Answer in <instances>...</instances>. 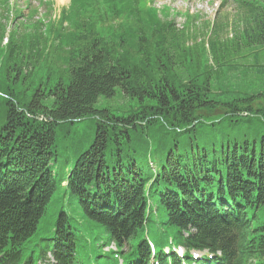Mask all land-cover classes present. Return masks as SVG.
Here are the masks:
<instances>
[{
  "label": "trees",
  "instance_id": "16d2710c",
  "mask_svg": "<svg viewBox=\"0 0 264 264\" xmlns=\"http://www.w3.org/2000/svg\"><path fill=\"white\" fill-rule=\"evenodd\" d=\"M94 1L102 3L92 9L99 17L78 25L81 12L58 25L25 24L23 39L0 27V264H40L49 254L55 264H149L148 235L161 263L172 241L222 251L202 264H264V118L235 122L227 134L196 118L202 105L226 106L198 104L194 88L164 77L166 65L174 69V47L139 59L131 50L137 41L140 50L166 43L171 31L155 27L150 38L134 40L124 31L136 32L125 10L134 0H87ZM241 6L237 43L264 46V0ZM116 20L119 28L110 24ZM117 87L139 100L136 110L97 109ZM87 118L98 120L89 148L68 145L73 134L57 148L60 128L75 132L71 126ZM138 129L143 140L131 143ZM111 243L116 250H102Z\"/></svg>",
  "mask_w": 264,
  "mask_h": 264
},
{
  "label": "rangeland",
  "instance_id": "374dc122",
  "mask_svg": "<svg viewBox=\"0 0 264 264\" xmlns=\"http://www.w3.org/2000/svg\"><path fill=\"white\" fill-rule=\"evenodd\" d=\"M244 1L252 0H134L125 7L130 18L126 19L127 22H136L133 27L136 29L135 34L130 35L127 29L124 30L132 39H140L145 35L150 38L155 27L166 26L171 31L170 39L166 43L158 42L154 46L152 40L153 43L141 46L142 50L138 48L139 41L131 43L134 45L131 50L136 52L137 59L145 52L157 56L161 45L174 47L171 48L175 50L171 65L174 69L169 72L166 65L165 74H169L164 77L170 79V82L176 79L178 81L176 85L194 88L195 97L198 95L200 98L198 104L202 105L205 102L214 106H226L209 109L202 105L196 114V118L205 120L208 124L219 123L217 125L219 132L223 130L226 134L238 128L237 125L243 122L255 123V119L252 118L256 115L258 119L264 118V46H249L241 40V46L237 43L245 26V9L241 6ZM84 2L87 0H66L64 3L58 0H10L11 6L7 11V0H0V27L6 29L7 34L14 36L15 39L20 36L23 39L30 35V30L27 26L25 28V24L32 27L37 22L45 25L52 21L58 25L62 16L79 12L81 13L75 20L77 25L83 20L99 17V13L92 9L98 10L102 3L94 1L91 5L87 2L86 6H82ZM151 8L156 9L154 16L149 13ZM128 10L133 12V17L129 16ZM70 21L73 22L74 19L70 18ZM110 24L120 27L118 20ZM174 27L180 34L174 32ZM160 37L159 34L158 40ZM6 42H8L7 38L4 44ZM210 45H214L215 48ZM55 62L60 64L56 59ZM49 63L54 64L51 60ZM45 65L42 62V66ZM45 69L41 70L45 71ZM37 78L49 84V81L45 82L44 77ZM206 87H208L207 91H200ZM179 95L183 96V91ZM245 96L256 98L252 100ZM139 104L138 99H129L124 95L121 87H117V92L112 97H100L97 109L106 108L116 111L115 113H124L132 109L136 110ZM144 104L151 105L154 101L147 99ZM239 111L245 113V116L239 115ZM222 118L226 120L222 121ZM42 119L40 117V120ZM235 122H238L236 127H234ZM258 126L255 125L259 128ZM71 128L75 132L68 126L60 128L57 148H63L62 139L73 134L71 138H66L67 144L78 148L77 151L85 150L94 140L97 121L88 118L75 122ZM145 128L149 129V126L145 125ZM246 129L244 126V130ZM144 134V129H138L131 143L142 141ZM116 160V156H112L110 164H115Z\"/></svg>",
  "mask_w": 264,
  "mask_h": 264
},
{
  "label": "bare ground",
  "instance_id": "6f19581e",
  "mask_svg": "<svg viewBox=\"0 0 264 264\" xmlns=\"http://www.w3.org/2000/svg\"><path fill=\"white\" fill-rule=\"evenodd\" d=\"M66 0H58V2L60 3H64Z\"/></svg>",
  "mask_w": 264,
  "mask_h": 264
}]
</instances>
